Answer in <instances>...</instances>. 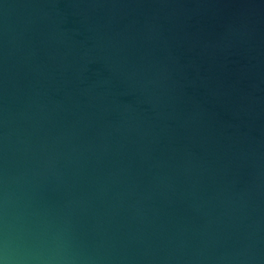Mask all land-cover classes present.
<instances>
[{
  "label": "water",
  "instance_id": "95a60500",
  "mask_svg": "<svg viewBox=\"0 0 264 264\" xmlns=\"http://www.w3.org/2000/svg\"><path fill=\"white\" fill-rule=\"evenodd\" d=\"M0 264H264V0H0Z\"/></svg>",
  "mask_w": 264,
  "mask_h": 264
}]
</instances>
